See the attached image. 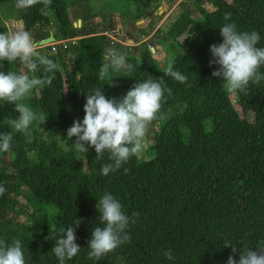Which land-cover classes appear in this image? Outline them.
Here are the masks:
<instances>
[{
  "label": "trees",
  "instance_id": "16d2710c",
  "mask_svg": "<svg viewBox=\"0 0 264 264\" xmlns=\"http://www.w3.org/2000/svg\"><path fill=\"white\" fill-rule=\"evenodd\" d=\"M188 1L179 4L183 10L178 18L155 36L182 49L171 63L187 76L184 83L165 75L147 43L140 49V68L113 70L101 81L106 49L114 48L132 65L126 46L97 26L75 27L64 0H52L46 16L40 12L43 5L18 9L21 28L33 41L53 32L66 42L37 49L58 65L50 86L33 89L35 107L53 141L41 138L34 121L32 143L13 133L10 150L0 153V185L7 189L0 196V239L9 244L19 239L26 264H59L52 249L61 229L69 226L75 228L81 249L65 264H227L229 256L239 261L242 250L256 251L264 244V80L250 82L246 92H228L225 82L212 75L220 66L209 64L210 46L223 42L220 28L225 23H235L240 32L259 33L257 46L264 47V0H193V8H187ZM125 2L139 6V19L143 10L155 14L161 0ZM196 8L203 10L201 16ZM225 13H231L230 20ZM160 20L152 19V29ZM23 69L19 61H0V72ZM34 74L42 78L43 67ZM147 80L162 82L171 95L165 91V118L151 124H160L159 129H148L145 155L142 151L104 176L100 169L112 163L110 153L97 159L94 147L85 153L61 146L57 135L75 120L83 121L86 95L102 89L113 99V92ZM73 103L77 118L71 114ZM18 115L13 105L0 101V133L11 131L8 121ZM27 170L34 172L36 182L25 181ZM106 193L130 218L131 239L100 260L90 259L89 241L100 224L97 205ZM226 243L237 251L224 247ZM168 250L173 260L165 256Z\"/></svg>",
  "mask_w": 264,
  "mask_h": 264
},
{
  "label": "clouds",
  "instance_id": "9594fccd",
  "mask_svg": "<svg viewBox=\"0 0 264 264\" xmlns=\"http://www.w3.org/2000/svg\"><path fill=\"white\" fill-rule=\"evenodd\" d=\"M51 3L52 0H16L15 7L19 10H28L38 4L43 5L40 12L46 16ZM224 18L226 21L230 20L231 13H225ZM220 35L223 42L210 46L213 59L209 64L220 66L212 75L225 82L226 90L246 92L250 82L259 84L264 80V73L260 71L264 66V47L257 46L261 40L260 34L255 31L240 32L235 23H225L220 28ZM37 49L38 45L26 30L0 34V61L9 63L19 61L33 72L42 66L44 72L42 78H30L24 71L0 72V101L13 105L15 111L19 113L18 117L8 121L11 131L0 133V153H7L10 150L13 133H22L27 142L32 143L31 126L38 117L37 113L22 100L36 87L50 86L54 72L58 69V65L52 59L41 55ZM132 67L133 65L126 63L123 54L117 53L114 48H108L102 55L98 78L103 81L113 70L131 71ZM165 75L181 83L187 81V76L174 70L172 63L165 69ZM165 91L171 95V89H165L162 82L154 80L137 82L120 100L108 99L102 89H95L92 94L86 95L83 121L77 119L73 122L67 130V139L70 141L75 137L72 146L81 152L87 153L89 147H94L97 159L106 151L110 153L109 159L112 163L104 164L100 169L102 175L108 176L110 172L120 169L133 156L139 157L145 149L144 141L149 126L157 118H165L161 112ZM39 118L43 120V115ZM127 171L128 169H125V172ZM6 191L7 189L0 185V196ZM97 208L101 213L100 224L92 231L88 255L90 259L100 260L106 254L130 242L131 237L127 232L130 218L123 212L121 203L109 193L99 199ZM133 215L138 216L139 213ZM74 224L78 227L80 223ZM76 239L74 227L61 229V235L52 249L59 264H65L66 260L77 256L81 248ZM224 247H232L233 252L237 251L228 243ZM164 254L167 259H174L170 250ZM0 264H26L22 242L19 239L13 240L11 244L0 239ZM227 264H264V244L256 251L242 250L239 261L229 256Z\"/></svg>",
  "mask_w": 264,
  "mask_h": 264
},
{
  "label": "rangeland",
  "instance_id": "374dc122",
  "mask_svg": "<svg viewBox=\"0 0 264 264\" xmlns=\"http://www.w3.org/2000/svg\"><path fill=\"white\" fill-rule=\"evenodd\" d=\"M64 1L68 4L69 14L75 22V27L80 28L85 25L97 26L98 30L100 29V33L109 35L116 42L123 44L129 49L132 65L137 69L141 66L140 49L144 43H147L151 47L154 58L161 63L163 69H166L168 64L183 52L178 46L162 43L160 42V39H157L155 36L157 30L165 31L167 26L178 18L183 10L179 7V4L185 0H175V4L173 2L170 3L169 1L171 0H161L160 8L155 12V14L143 10L141 18L139 19L137 18L139 15L137 14L139 6L136 7L130 5L125 2V0H87L83 2H78L77 0ZM192 1L193 0H189L187 2V8H193ZM207 6L208 5H206V7ZM194 12L196 16H201L203 14V10L199 8L194 9ZM156 17H160L161 20L157 26L152 29V19ZM21 27L20 13L15 7V1L0 0V34L8 31L21 30ZM53 30L56 31L55 28H53ZM34 42L38 44L35 40ZM64 42L65 41H59L56 44H62ZM23 70L30 78L35 77L33 71H30L27 68ZM127 92L128 91L113 92L112 97L120 100L127 94ZM35 96L36 92L32 90L23 98L22 102L37 113L38 118L35 120L36 128L41 138L47 143H50L54 138L51 137L47 125H45L39 118V111L35 107ZM71 114L75 118L78 117L77 103H73L71 105ZM250 117L248 118L249 121L252 119V117ZM159 126L160 124H153L152 128L157 131ZM149 128L152 129L151 125ZM56 138L65 149L77 151V149L72 146V144L75 143V137L69 141L67 139V132L58 134ZM144 143L146 145L145 149H147L148 141L146 138ZM143 155H145L144 150ZM149 159L146 158V160ZM24 176L25 181L30 183L37 181L36 175L31 170H27ZM10 178L11 181H13L12 183L19 184L14 181L12 176H10ZM23 203H26V201H23Z\"/></svg>",
  "mask_w": 264,
  "mask_h": 264
},
{
  "label": "water",
  "instance_id": "95a60500",
  "mask_svg": "<svg viewBox=\"0 0 264 264\" xmlns=\"http://www.w3.org/2000/svg\"><path fill=\"white\" fill-rule=\"evenodd\" d=\"M21 24L23 25L24 22L21 21ZM61 41H65V36L61 35V36H55L53 32H51L50 36L48 38H46L45 40L40 41L37 45L38 48H42V47H48L54 43H58ZM66 42H64L63 44H65Z\"/></svg>",
  "mask_w": 264,
  "mask_h": 264
},
{
  "label": "built area",
  "instance_id": "2783aa9c",
  "mask_svg": "<svg viewBox=\"0 0 264 264\" xmlns=\"http://www.w3.org/2000/svg\"><path fill=\"white\" fill-rule=\"evenodd\" d=\"M54 44H56V43H54ZM56 45H59V44H56ZM56 45H53V44H52V45H50V46L55 47ZM55 49H56V48H53V51H55Z\"/></svg>",
  "mask_w": 264,
  "mask_h": 264
}]
</instances>
